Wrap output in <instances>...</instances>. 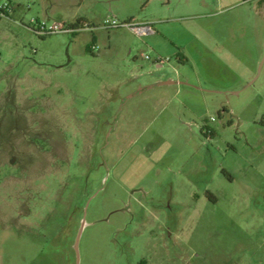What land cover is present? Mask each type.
<instances>
[{
	"label": "rangeland",
	"instance_id": "1",
	"mask_svg": "<svg viewBox=\"0 0 264 264\" xmlns=\"http://www.w3.org/2000/svg\"><path fill=\"white\" fill-rule=\"evenodd\" d=\"M92 1L157 32L0 14V264H264V0ZM200 28L255 58L174 67Z\"/></svg>",
	"mask_w": 264,
	"mask_h": 264
},
{
	"label": "crops",
	"instance_id": "2",
	"mask_svg": "<svg viewBox=\"0 0 264 264\" xmlns=\"http://www.w3.org/2000/svg\"><path fill=\"white\" fill-rule=\"evenodd\" d=\"M13 4V14L18 13L23 17H26L27 12L32 9L36 10V15L31 18L36 19H64L67 21H76L77 19H81L82 21L88 22L95 27H101L102 21L110 17L112 15L101 14L95 10L94 1L90 0L89 4L86 0H10ZM115 15V14H113ZM120 19H133L128 18V16L115 15ZM30 18V19H31ZM1 21V19H0ZM137 21V20H134ZM147 20H138V22H144ZM233 29L230 31L228 28L218 32L219 38L217 39L218 49L214 48L212 44L213 35L208 33L203 28H200V33H198V41L199 43L196 46V49L190 55L178 58L176 63H174V67L184 66L190 63L193 68L203 69L208 67L212 61H218L226 68H230L231 66H236L239 61H245L244 58L249 57L248 59L255 58V49L254 45H250L245 40V36H240ZM252 40V39H251ZM251 52L250 56H247V52ZM261 53L257 58V63H259L261 58ZM245 62H242L241 65H245ZM158 66H161L157 63ZM235 70V69H234ZM210 84V83H209ZM205 85H208L206 82ZM213 87V86H212ZM221 87V86H220ZM197 90H204L205 88L199 84V86H194ZM214 90L222 89V88H213Z\"/></svg>",
	"mask_w": 264,
	"mask_h": 264
},
{
	"label": "built area",
	"instance_id": "3",
	"mask_svg": "<svg viewBox=\"0 0 264 264\" xmlns=\"http://www.w3.org/2000/svg\"><path fill=\"white\" fill-rule=\"evenodd\" d=\"M13 11V4L10 0H0V14L9 15ZM30 25L33 27V30L38 35L53 34L58 32H75L83 29L94 28L90 23L83 21L78 23L77 21H67L64 19H54L50 22H46L44 19L32 18L30 20ZM90 25V26H89ZM101 27L112 30L120 27H128L131 31L137 36H145L149 34L156 33V28L153 22L144 21L138 22L134 20H120L117 16L112 15L105 18ZM166 59L158 56L156 63L159 65L163 64ZM264 120V117H263Z\"/></svg>",
	"mask_w": 264,
	"mask_h": 264
},
{
	"label": "water",
	"instance_id": "4",
	"mask_svg": "<svg viewBox=\"0 0 264 264\" xmlns=\"http://www.w3.org/2000/svg\"><path fill=\"white\" fill-rule=\"evenodd\" d=\"M84 225H85V219L82 220V225H81V227L79 229L78 237H77L76 243H75V247L76 248H78L79 238H80V235H81V232L83 230Z\"/></svg>",
	"mask_w": 264,
	"mask_h": 264
},
{
	"label": "trees",
	"instance_id": "5",
	"mask_svg": "<svg viewBox=\"0 0 264 264\" xmlns=\"http://www.w3.org/2000/svg\"><path fill=\"white\" fill-rule=\"evenodd\" d=\"M78 23H82L83 21L81 20V19H77L76 20ZM90 26V25H89ZM93 26V25H92ZM93 27H95V26H93ZM224 172H226L225 170H224Z\"/></svg>",
	"mask_w": 264,
	"mask_h": 264
}]
</instances>
